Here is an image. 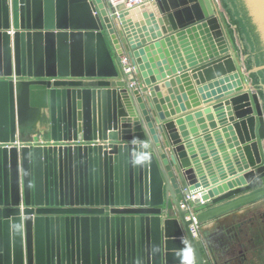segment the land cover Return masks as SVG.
I'll return each mask as SVG.
<instances>
[{
    "label": "water",
    "instance_id": "1",
    "mask_svg": "<svg viewBox=\"0 0 264 264\" xmlns=\"http://www.w3.org/2000/svg\"><path fill=\"white\" fill-rule=\"evenodd\" d=\"M226 2L264 99V0ZM196 30L207 55L187 40ZM164 44L157 75L146 51ZM188 74L218 78L197 90L214 96L215 120L187 112ZM62 79L108 83L53 86ZM29 105L48 112L50 141L18 146ZM262 138L214 0H0V264H214L179 202L212 205L203 224L263 198Z\"/></svg>",
    "mask_w": 264,
    "mask_h": 264
},
{
    "label": "crops",
    "instance_id": "2",
    "mask_svg": "<svg viewBox=\"0 0 264 264\" xmlns=\"http://www.w3.org/2000/svg\"><path fill=\"white\" fill-rule=\"evenodd\" d=\"M215 4V3H214ZM189 43L196 42V45L203 48V52L207 55L208 52L205 50L204 42L201 39V35H198V31L187 33L186 35ZM110 45V42H109ZM153 45V44H152ZM151 45V47H152ZM164 45H160L158 48L154 47L146 51L149 59L152 60V65H155V70L157 75L161 73H166L165 64L161 58V53L163 54L166 64L169 63V58H171V52L168 51V47L165 48ZM150 47V48H151ZM193 48V47H192ZM110 51L114 59L119 61L115 55V51L110 45ZM194 54H201V49L193 48ZM127 59V65L130 66L132 73L130 74V79H135V74L133 67ZM154 60V61H153ZM120 62V61H119ZM168 62V63H167ZM174 64V63H173ZM162 68V72L158 70ZM175 68L174 65H168L169 71ZM189 73V72H187ZM174 73L168 79L173 78ZM191 88L195 91L197 96L196 106H194L195 99H191L189 96L187 98L191 107L187 111L188 113L193 111H202L206 108L210 109V115L215 120V113L212 111V107L216 100L214 96L208 100L207 97L202 98L201 94L198 93L200 87L206 86L207 90H203V95L206 93H211L212 91H217L216 87L209 88L210 83H214L218 78L212 80H207L205 78L204 83H199V80L190 78ZM167 78L162 79L161 81H166ZM108 83L107 80H53V86L57 87H84V86H106ZM164 83V82H163ZM183 85V83L181 84ZM179 87L178 84L173 85ZM173 86L169 87L172 88ZM141 87V86H140ZM168 88H166L167 90ZM185 90V88H184ZM194 102V103H193ZM40 113V114H39ZM203 117L206 123H209L207 114L203 113ZM25 125L17 134L16 144L18 146L27 145V144H36V143H47L49 142V114L47 111L40 110V112L34 111L33 107L29 105L28 111L24 118ZM237 121V120H236ZM258 190V188L245 192L243 194L236 195L229 199H236L240 196L246 195L253 191ZM228 201V200H227ZM213 207L212 205H204L199 207V211H204L208 208ZM218 223H222L220 229H217ZM200 239L206 238L210 247V252L212 254L214 264H264V197L258 199L254 202L248 203L241 207L236 208L235 210L220 215L216 219L207 221L200 226Z\"/></svg>",
    "mask_w": 264,
    "mask_h": 264
},
{
    "label": "rangeland",
    "instance_id": "3",
    "mask_svg": "<svg viewBox=\"0 0 264 264\" xmlns=\"http://www.w3.org/2000/svg\"><path fill=\"white\" fill-rule=\"evenodd\" d=\"M216 13L218 14L219 23L228 38L230 46L233 52L236 54L238 62L241 66L243 75L247 81L248 89L252 93H256L261 101L263 115H264V99L262 93L258 87V84L253 76L247 57L244 52V48L241 42V38L236 27L234 18L229 9L226 0H214ZM260 147L262 150V156L264 157V138L260 140Z\"/></svg>",
    "mask_w": 264,
    "mask_h": 264
},
{
    "label": "built area",
    "instance_id": "4",
    "mask_svg": "<svg viewBox=\"0 0 264 264\" xmlns=\"http://www.w3.org/2000/svg\"><path fill=\"white\" fill-rule=\"evenodd\" d=\"M110 4H112L113 6L120 3V2H124L126 4L127 7L131 8L134 6H137L139 4L142 3V0H107ZM122 63H127V59L124 57L121 59ZM131 71L130 66L125 69V72H129ZM77 143H81V140L78 139V142H74V141H66V142H62L61 145H74ZM98 143V141H90L88 142L89 145H96ZM82 144H87L86 142L82 143ZM195 199L198 200V207L197 208H193V203L192 201H194ZM180 206L186 210V219L188 221H190L189 224V232L192 235L193 238L195 239H200L201 235H200V226L201 223L197 220V214L200 212L198 209L199 207H203L205 205V202L202 201L200 199V195L196 194V195H188L185 194L183 199L179 202Z\"/></svg>",
    "mask_w": 264,
    "mask_h": 264
}]
</instances>
